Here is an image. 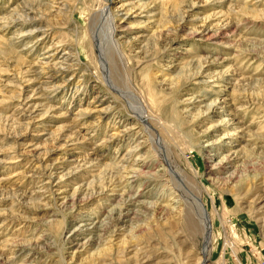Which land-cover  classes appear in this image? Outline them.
I'll return each mask as SVG.
<instances>
[{"label":"rangeland","instance_id":"374dc122","mask_svg":"<svg viewBox=\"0 0 264 264\" xmlns=\"http://www.w3.org/2000/svg\"><path fill=\"white\" fill-rule=\"evenodd\" d=\"M92 1L0 0V264H198L200 219L174 212L163 182L146 174L127 193L164 214L141 209L128 236L110 226L112 244L96 230L68 243L71 228L122 201L107 194L123 166L159 168L126 102L103 83L99 53L116 50L126 63L108 64L112 79L127 72L202 188L207 264H264V0H112L119 47L105 35L108 18L91 19ZM207 147L220 151L210 163ZM227 151L236 154L228 168H209Z\"/></svg>","mask_w":264,"mask_h":264},{"label":"bare ground","instance_id":"6f19581e","mask_svg":"<svg viewBox=\"0 0 264 264\" xmlns=\"http://www.w3.org/2000/svg\"><path fill=\"white\" fill-rule=\"evenodd\" d=\"M111 3H112V0H93L89 7L90 17L91 19H93L96 16L105 15L108 18L107 30H106L105 35L107 39L113 43V47L114 46L119 47V44L115 38L116 26L114 23V17H116V14H111V11H110ZM172 40H173L172 38H168L167 44H171ZM92 48H94L95 52L96 51L98 52L97 45H92ZM65 54H69V51L64 50L63 56H65ZM99 55L101 58L99 69H100V74L102 76V79L104 81L103 83H105V85L108 86V88L112 89L115 94L120 96L126 102L127 108H128L126 109L129 110L130 114L132 115L131 119L134 120V124H137L138 127H140V131L143 134V136L148 137V141L150 143L151 150L154 155V159H155L154 161L157 162V166H159V168H155L154 171L148 172V171L141 170L142 168L140 167H142L143 165L137 166V167L133 166L132 168H129V166H123V169L121 170L122 175L120 176L118 182L116 181L110 187L112 193L107 194L108 196H110V198L111 197L114 198L116 196L118 197L119 195L122 198V201L119 203L116 202L115 204H113L111 208L103 214V216L101 215L102 217L97 216L95 219L93 218L94 220H88V221L81 222L79 225L71 228L67 235L69 239L68 243L72 244L74 240L78 242V240L82 237L81 235L82 232L92 233V231L96 230L97 231L96 234H98V236H96L95 240L98 241L100 239H104L107 242V244H112V241L114 240V236H111L113 234L112 233L113 231L109 230L110 226L112 228L117 227L116 228L117 232L121 230L122 228H125L123 231V234L126 233V235L128 236L129 233L133 229L132 228L133 226H131V224L134 223L133 221L140 220L141 215L145 214V212L142 211L141 209H145V210L151 209L152 213L153 211L156 212L158 210L159 211L158 214H164V211H162V206L161 205L157 206L156 205L157 203L155 201H152V202L139 201L138 199H136L137 193L133 195H129L127 193L131 187V184L134 182V180L138 179L142 174H146L147 177L150 176L153 178L152 180L153 183L163 182L162 183L163 188H166L169 191V194L172 196V197H169L168 195V198H169L168 200L170 201L172 205H175V208H177V210L174 212L178 214V213L183 212V209H184L186 210V215L191 216L190 210H193L194 211L193 216H196L200 219L199 221L201 222L202 227L200 231L201 241H200V245L197 251L199 255L198 264H207V261L210 255V250H211L210 248L211 224H210V218L208 216V213L201 199L202 188L198 186L197 182L194 180L195 175L193 174L189 175L188 174L189 170L187 169V167L182 166V163L180 161L183 160L182 161L183 163L185 161L182 158V155H179L178 159L172 156V151L170 149L171 146L168 144V142L165 139L162 138L161 135H159L157 129L155 128L156 125L155 127L153 125L154 118L146 111L139 97L131 90L130 78H129V75L126 74L127 72L121 76L118 74L119 75L118 82L112 79V74H110V72L113 71L114 66L112 67H109V66L112 64V62L116 63L118 66H121V67L125 66L126 62H125V59H123L122 54L116 50V54L114 51H113V54L110 52L100 51ZM192 73H193L192 75H195V76L199 74L198 71L197 72L195 71ZM214 103L208 106L209 109L212 108L211 112H214V109H213L214 107H212ZM172 121H174V119ZM218 124L220 125L224 123L221 122ZM213 126H216V125H213ZM239 128H241V125H238V129ZM233 130L234 129L228 130L226 133H223L222 136L220 137V138L230 139L227 141V145L232 143L233 135L235 134ZM169 136L171 137L170 134ZM216 141L217 139H215L212 142L214 143ZM211 147H207V149L204 150L208 163H210L214 158L217 157L218 154H220L219 148L211 149ZM131 148L133 150H136L138 147L136 145H133ZM235 157H236L235 151H232V153H229L227 151V153H224L223 155H221L220 158L215 163L213 164L211 163L209 165V168H215L216 166H219L220 168H228L230 164L234 162ZM233 167L235 168V166ZM234 174H235L234 172H231L230 175L227 176L225 181L232 179L234 177ZM223 182H224V179H223ZM124 187H125L126 192L124 191ZM118 191H121V192H118ZM91 194L92 193L88 195L90 196ZM123 195H127L128 200L131 203L136 204V206L138 207L137 210L134 208H129L127 206H124L125 199L122 197ZM75 197L77 198V196L73 194V199L71 200V204L75 202V199H74ZM169 210L170 212H172L173 207L169 206ZM83 224L85 225V227H83ZM92 241H94L93 237H92ZM38 247L29 248V246H27L25 249H27L28 252L29 250L30 251L34 250V255H35V253H38L37 251L39 249L36 250V248ZM11 258L12 257H9V259ZM14 258L15 257H13L12 259ZM33 261L38 263L35 259H33Z\"/></svg>","mask_w":264,"mask_h":264}]
</instances>
